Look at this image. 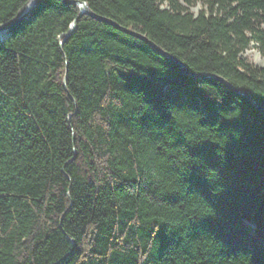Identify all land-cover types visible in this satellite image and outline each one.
<instances>
[{"label":"trees","instance_id":"trees-1","mask_svg":"<svg viewBox=\"0 0 264 264\" xmlns=\"http://www.w3.org/2000/svg\"><path fill=\"white\" fill-rule=\"evenodd\" d=\"M77 1L264 108V0ZM0 264H264V114L43 0L0 35Z\"/></svg>","mask_w":264,"mask_h":264},{"label":"water","instance_id":"water-1","mask_svg":"<svg viewBox=\"0 0 264 264\" xmlns=\"http://www.w3.org/2000/svg\"><path fill=\"white\" fill-rule=\"evenodd\" d=\"M43 0H30L23 8L22 10L17 14V16L11 20L10 22H7L5 24H1L0 25V35L3 38L8 37V31L14 27L16 24H18L21 20L27 18L31 12L35 9V7L42 2ZM63 2L65 4H77L80 8V16L84 15V14H88L90 17L107 23L109 25H112L113 27H115L116 29L134 36L142 41H144L145 43H147L150 47H152L155 51H157L160 55H162L163 57H165L167 60H169L170 62H172L173 64L177 65L178 67H180L186 74H188L191 77L194 78H198V79H212V80H216L219 81L221 83H223L225 86H227L230 90H232L233 92H235L236 94H239L241 96L246 97L247 99H249L260 111L261 113L264 114V108L248 93L245 92L241 89L236 88L235 86H233L231 83H229L226 79L218 76V75H214V74H202V73H193L191 72L183 62H181L179 59H177L176 57H174L173 55H171L170 53L166 52L165 50H163L161 47H159L156 43H154L152 40H150L147 36L140 34L136 31H133L129 28H126L122 25H120L119 23L104 17V16H100L95 14L88 6L87 3L84 2H80L77 0H63ZM77 24L76 22H74L71 27H70V31L67 33V37H70L76 30Z\"/></svg>","mask_w":264,"mask_h":264},{"label":"rangeland","instance_id":"rangeland-1","mask_svg":"<svg viewBox=\"0 0 264 264\" xmlns=\"http://www.w3.org/2000/svg\"><path fill=\"white\" fill-rule=\"evenodd\" d=\"M201 8L202 5L198 4L193 10L195 13H198ZM244 57L251 61L253 64L264 67V58L257 49H250L246 51Z\"/></svg>","mask_w":264,"mask_h":264}]
</instances>
